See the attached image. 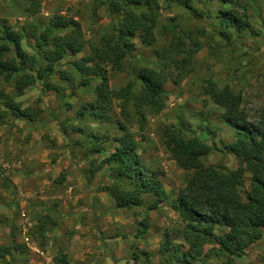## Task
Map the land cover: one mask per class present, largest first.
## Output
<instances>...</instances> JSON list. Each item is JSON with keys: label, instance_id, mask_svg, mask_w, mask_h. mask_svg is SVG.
<instances>
[{"label": "rangeland", "instance_id": "374dc122", "mask_svg": "<svg viewBox=\"0 0 264 264\" xmlns=\"http://www.w3.org/2000/svg\"><path fill=\"white\" fill-rule=\"evenodd\" d=\"M101 1L43 0L41 14L28 20L21 0H0V21L18 30L27 22L71 17L82 25L87 42L96 46L113 34L114 22L118 27L121 22V16L113 19ZM160 6L156 46L147 48L135 39V50L125 60L124 70H109V83L115 91L133 83L138 95L141 85L136 76L143 67L159 70L169 65L166 109L147 118L144 133L133 127L143 137L138 138L139 154L146 167L165 173L167 203L156 210L117 209L111 193L101 191L112 184L109 167L104 165L94 176L90 173L115 152L116 144L111 138L103 152L95 154L89 151L88 135L108 129L111 135L116 133L109 122L100 125L78 116L82 105L95 101L94 86L99 81L81 88V77L72 69L71 64L87 52L68 57L58 67V72L74 75V87L59 76L50 80L65 89L62 96L33 88L16 97L14 84L0 78V92L15 96L35 117L34 122L17 120L0 107V264H113L117 257V264H264V230L262 239L232 262L211 252L212 244L193 249L199 243L195 236L187 237L185 223L173 210L188 172L171 159L165 146L169 130H186L219 149L204 160L208 166L231 172L239 167V161L224 150L236 142L237 127L225 123L224 111L203 89L208 82L231 88L242 99L237 126L264 127V0H160ZM244 9L250 17L249 27L243 33L234 28L231 38L223 39L219 33L226 29L221 25L228 17L221 13L243 18ZM31 43H23L30 55L34 53ZM120 105L121 101L114 102L109 116L112 123L119 118ZM64 129L67 136L62 134ZM80 166L89 177L86 200L93 197L92 188L108 196L107 208L97 210L99 216L91 218L92 232L85 234L75 230V190L66 183L68 171L77 174ZM250 182L251 175L246 174L244 193L250 190ZM145 198L147 202L154 199ZM227 231L220 226L215 229L216 235Z\"/></svg>", "mask_w": 264, "mask_h": 264}, {"label": "trees", "instance_id": "16d2710c", "mask_svg": "<svg viewBox=\"0 0 264 264\" xmlns=\"http://www.w3.org/2000/svg\"><path fill=\"white\" fill-rule=\"evenodd\" d=\"M21 1L24 4L23 14L28 20L41 14L43 0ZM101 5L107 8L113 19L121 16V22L119 27L114 22L113 34L103 37L96 46L87 42L82 25L71 17L54 16L46 22H27L18 30L0 21V78L14 84L16 97L24 96L33 88L62 96L65 89L52 84L50 80L59 76L74 87V75L58 72V67L68 57L87 52L83 58L71 64L72 69L81 77V88L89 87L92 80L99 81L94 86L95 101L82 105L78 116L98 121L100 125L109 122L116 133L111 135L108 129L103 133L98 131L88 135L89 151L95 154L102 153L104 144L111 138L116 144L115 152L90 173L94 176L104 165L109 167L112 184L101 191L111 193L117 209L147 207V210H156L168 200L163 184L165 173L146 167L139 154L138 138L143 137L136 134L133 127L138 126V133H144L147 118L158 116L166 109L164 88L168 82L166 72L169 65H161L159 70L143 67L136 76V81L141 85L138 95H135L133 83L120 91L113 90L109 83V70H124L125 60L135 50V39L147 48L156 46L160 0H103ZM244 10L243 18L228 12L221 13L225 19L228 17L221 25H225L226 29L219 33L223 39L229 40L234 28L243 33L249 27L250 17ZM26 40L32 42V55L23 48ZM203 91L215 106L224 111L222 118L225 123L237 127L236 142L225 145L224 150L239 161V167L231 172L226 167L208 166L204 160L219 151L214 144L202 140L196 133L169 130L165 136L166 149L171 159L188 172L186 186L173 203V210L180 214L185 223L187 237L195 236L200 244L193 245V249L212 244L214 249L211 252L218 258L232 262L244 256L263 237L264 127L257 130L237 126L242 116V99L231 88L221 89L208 82ZM115 101H121L120 115L112 123L109 116ZM0 107L17 120L34 122L33 111L23 109L13 95L0 92ZM77 132L82 131L79 129ZM62 134L67 136L66 129ZM246 174L251 175V182L250 190L244 193ZM84 176L88 180L89 177ZM145 196H153L154 199L147 202ZM217 226L225 227L228 231L216 235Z\"/></svg>", "mask_w": 264, "mask_h": 264}, {"label": "crops", "instance_id": "0c3cea01", "mask_svg": "<svg viewBox=\"0 0 264 264\" xmlns=\"http://www.w3.org/2000/svg\"><path fill=\"white\" fill-rule=\"evenodd\" d=\"M21 123V122H19ZM18 124V122H17ZM80 174L77 172L76 168L72 175L69 173L71 170L68 171L66 176V183L69 187H71V190H75V196L72 202L73 208H77L76 215L74 217L75 219V230L80 233L85 234L86 232H92V220L93 218L98 217L97 210L104 209L106 207V200L108 196L97 192L93 188L91 189L93 191V194H91L93 197H90V201L86 200V197L88 196L86 194V191H84V188L86 189L89 185V180L85 179V176L83 175L82 167L80 166ZM89 188V187H88ZM82 194V195H81ZM85 205V206H84ZM92 218V220H91ZM101 227V226H100ZM105 232L107 230H104ZM79 233V232H78ZM101 233V232H100ZM112 258V257H111ZM113 264H117V262L120 261V259L117 257L114 259ZM120 264V263H118Z\"/></svg>", "mask_w": 264, "mask_h": 264}]
</instances>
